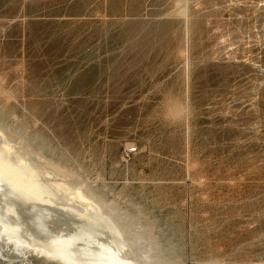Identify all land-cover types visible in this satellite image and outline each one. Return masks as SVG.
<instances>
[{
	"label": "rangeland",
	"instance_id": "obj_1",
	"mask_svg": "<svg viewBox=\"0 0 264 264\" xmlns=\"http://www.w3.org/2000/svg\"><path fill=\"white\" fill-rule=\"evenodd\" d=\"M173 1L0 0L21 101L0 118L152 225L164 263L264 264V0Z\"/></svg>",
	"mask_w": 264,
	"mask_h": 264
},
{
	"label": "bare ground",
	"instance_id": "obj_2",
	"mask_svg": "<svg viewBox=\"0 0 264 264\" xmlns=\"http://www.w3.org/2000/svg\"><path fill=\"white\" fill-rule=\"evenodd\" d=\"M182 1L183 0H177V2H182ZM186 5H184V7ZM190 10L191 9L189 8V11ZM182 13L187 15L186 9ZM177 15L179 16V14ZM21 51L19 53H21ZM180 54L182 55V53ZM20 71H23V69ZM14 78L16 77L14 76ZM50 78L52 77L50 76ZM88 78L90 80V77ZM187 84L189 85V83ZM0 95L4 97L5 101H14L18 104L21 103L20 99L17 98L14 91L12 90V87L2 77H0ZM74 100L78 101V98ZM178 101L179 99L176 100L177 103ZM187 102L189 101L187 100ZM61 103H63V101ZM177 103H176L177 107L173 110V113L175 114L174 117H177L176 115H181V114L185 116L183 112H185L184 110L186 109L183 105L186 102H184L183 105H178ZM80 115L82 117V114ZM45 116H43V118ZM180 118L181 116H179V119ZM48 122L49 121H47V123ZM47 127L48 126L45 125V128ZM37 130L38 129H36V131ZM40 130L41 129H39V131ZM188 137L190 136L188 135ZM189 147L191 146L189 145ZM196 182L197 181H195V183ZM214 227H218V224L217 226ZM243 229H248V228H243ZM0 255L5 256L6 258L12 261L14 260L13 264H19L20 262H24L25 264H27L29 262L32 263L33 260L34 261L36 260L37 264L42 262H44L45 264H166L164 263V259H163V249H161V243L159 241L158 236L154 232V228L152 227V225H145L139 216L134 215L129 210L123 208L117 201L114 200L111 201L105 198L95 189L93 185L81 182L80 178L78 180L72 179L71 175L68 173V170L63 168L60 164L55 163L51 158L45 155L42 146H36V144L33 141H31L25 134L20 132V130H18L15 125L1 118H0ZM196 264L199 263H197L196 261ZM203 264H224V263L220 259H211L207 262L205 261Z\"/></svg>",
	"mask_w": 264,
	"mask_h": 264
},
{
	"label": "built area",
	"instance_id": "obj_3",
	"mask_svg": "<svg viewBox=\"0 0 264 264\" xmlns=\"http://www.w3.org/2000/svg\"><path fill=\"white\" fill-rule=\"evenodd\" d=\"M137 151V148L135 147H128L126 150H125V156L126 157H129L131 155H133L135 152Z\"/></svg>",
	"mask_w": 264,
	"mask_h": 264
}]
</instances>
